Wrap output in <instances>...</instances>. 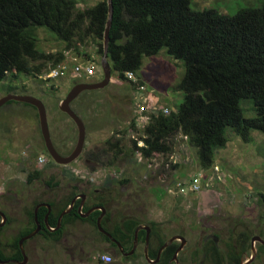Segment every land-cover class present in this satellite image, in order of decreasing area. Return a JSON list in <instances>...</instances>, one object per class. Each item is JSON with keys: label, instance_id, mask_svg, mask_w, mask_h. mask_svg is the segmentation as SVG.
I'll use <instances>...</instances> for the list:
<instances>
[{"label": "rangeland", "instance_id": "374dc122", "mask_svg": "<svg viewBox=\"0 0 264 264\" xmlns=\"http://www.w3.org/2000/svg\"><path fill=\"white\" fill-rule=\"evenodd\" d=\"M78 1L81 2L79 8L84 10L99 0H86L87 4L83 0ZM262 2L263 0H194L192 8L214 9L232 16L240 10L259 7ZM36 32L39 49L45 53H57L64 49L65 44L45 29ZM80 51L81 54L75 51L65 52L64 64L68 66V73L63 77L50 79L49 75L43 73L41 77L22 75L15 79L9 75L4 81H0V100L8 94L29 95L45 104L51 138L62 156H68L76 147L78 129L59 110L58 104L65 99L76 82L95 83L103 79V56L97 52V43L89 41L86 46L80 47ZM157 57L155 64L152 58L143 60L141 74L146 87L145 105L148 109L157 105L176 111L184 100L178 89L184 76V64L170 58L165 50ZM149 63L153 65L148 66L147 70ZM170 63L173 65L171 68ZM75 66L95 67L96 75L89 79L75 75ZM160 67L163 70L160 72L161 77L155 76L154 71L150 70ZM9 88L14 91L9 93ZM135 98L136 90L133 85L120 80L114 73L106 88L83 93L73 105L86 125V145L82 156L68 166L49 160L37 109L15 101L0 108V147L4 150L1 161H8H0V176L5 177L0 180V189L8 183L9 186L12 185V192L16 193L10 194L7 201L0 200V211L9 221L2 229L3 248L7 244L12 245L21 230L32 228L30 213L36 202L47 203L57 195L59 199L64 198L72 192L74 186L84 193L100 191L105 179L112 176L119 181H128L126 186L116 191L115 210L145 214L148 220L163 225L167 237H184L191 246L190 250L197 243L202 244L208 235L218 238L222 249L226 248V244L235 246L238 234L244 230L248 231L251 238L261 236L264 207L259 206L258 198L264 193V134L253 132V142L245 143L229 130V142L226 148L217 151L213 166L219 167L222 181L215 183L209 191L198 194L187 193L182 196L174 193L176 183L186 181L188 177L202 171L198 165L196 150L188 145L184 137L175 139L174 152L170 155H155L152 159L144 160L139 154H135L133 158L120 159L114 167L97 164L96 158L101 154L106 141L113 137H124L125 142L129 143V140L138 138L132 132L122 135L130 123L135 120L139 130L148 123V118L139 111ZM243 108L246 117L255 115L249 103L244 102ZM24 154L30 155V162L33 164L26 163ZM42 156L48 165L41 168L44 170L41 180L31 185L26 184L28 174L36 165V159ZM109 160L110 158L105 157L103 162L108 163ZM48 181H51V186L47 184ZM126 206L129 209L125 210ZM250 243L244 256L245 261L252 257V241ZM259 246L256 242L257 253L251 264H264V252H259ZM24 247L29 258L27 264H93L95 257L103 254L112 256L111 264H147L142 256L143 244H139L138 255L134 259H117L112 251H105L108 250V245L100 239L94 228L80 222L68 227L60 241L45 240L37 236ZM4 253L8 255L9 251ZM194 258L192 264H199L202 254H197ZM179 259L180 263H187L186 256L181 255Z\"/></svg>", "mask_w": 264, "mask_h": 264}, {"label": "trees", "instance_id": "16d2710c", "mask_svg": "<svg viewBox=\"0 0 264 264\" xmlns=\"http://www.w3.org/2000/svg\"><path fill=\"white\" fill-rule=\"evenodd\" d=\"M193 1L113 0L107 55L112 73L137 90L145 86L141 74L144 58L155 57L165 50L170 58L184 64V76L178 88L184 100L176 111L162 107L156 113L144 112L148 123L142 130L133 120L122 135L132 132L138 138L129 143L124 137L109 139L96 158L97 164L114 167L120 159L133 158L135 154L144 160L155 155H170L174 152L175 139L180 136L196 150L200 169L209 170L215 164L217 151L226 148L229 130L245 143L253 142V132L264 134V0L261 6L240 10L232 16L214 9L195 10ZM83 2L87 4L86 0ZM80 3L78 0H0V81L9 75L15 79L22 75H48L65 63V52L81 54L80 47L89 41L97 43V52L103 56L108 0H99L84 10L79 8ZM39 29L53 34L65 44L64 49L52 54L39 49L36 32ZM128 73L134 75V81L127 78ZM77 84L79 82L74 86ZM13 91L9 88V93ZM82 96L72 103V109L79 117L81 115L73 104ZM244 102L255 112L253 117L245 116ZM165 109L169 112L165 113ZM105 157L110 158L108 163L103 162ZM32 182L31 176L29 183ZM127 183V180L119 181L112 176L105 179L100 191L84 193L74 186L61 202L55 198L47 202L56 211L49 218L50 226L57 228L58 219L73 196L85 194L92 204L86 205L83 212L93 205L104 208L102 228L121 244L124 251L133 249L140 226L150 228L148 256L155 261L171 237L164 233L161 223L148 220L143 213H130L127 206L128 213L115 210L116 191ZM47 184L51 186L52 183L48 181ZM41 203L43 201L36 202L35 208ZM258 204L264 207V193L259 195ZM35 208L29 215L32 224H35ZM46 214V208H41L37 214L44 229L40 236L45 240L60 241L68 227L80 222L94 228L108 245L106 252L110 250L119 255L118 246L98 230L100 211L84 219L76 207L54 232L44 227ZM260 235L264 238V228ZM146 239L147 231L140 230L138 244L145 247ZM251 239L247 230L240 232L237 245L228 246L224 253L212 240L205 247L204 255L210 264H241ZM175 249V244L166 248L158 264H169ZM259 252H264V246H260ZM142 256L145 258L144 253ZM93 264L104 263L95 260Z\"/></svg>", "mask_w": 264, "mask_h": 264}, {"label": "water", "instance_id": "95a60500", "mask_svg": "<svg viewBox=\"0 0 264 264\" xmlns=\"http://www.w3.org/2000/svg\"><path fill=\"white\" fill-rule=\"evenodd\" d=\"M108 8H109V18H108L105 34L103 35L104 36V55H103V59H102V70H103L102 81L97 82V83H80V84L75 85L69 91V93L66 95L65 99L59 103V110L62 113L66 114L75 123V125L77 126V129H78V141H77L75 149L73 150V152L70 155L64 157V156H61L56 151L54 144H53V141H52V138H51L47 109H46L45 104L41 100H39L33 96H29V95H17V94H8L6 97H4L0 100V108L3 107L4 105L8 104L9 102L15 101V102H20V103L31 105L37 109L38 115H39V120H40L41 132H42L45 144H46V148H47L50 156L54 160V162L58 165L68 166V165L72 164L73 162L77 161L79 159V157L82 155V153L85 149V145H86V136H87L86 125H85L84 121L81 119V117H79L77 115V113L72 109V106H71L72 103L75 100H77L81 96V94H83L84 92L104 89L111 82V78H112L113 73H112L111 66L108 62L107 55H108V46H109V40H110L108 35H110V29L112 26V19H113V12H114L113 0H108ZM40 207H48L50 209V207L48 205L41 204L35 210V216L37 214V210ZM72 208H73V204L68 208V210H66L61 215L60 222H61L63 216H65L66 214L71 212ZM100 210H101L102 214H101L99 221H98L99 232L102 233L103 235H105L107 238H109L113 243H115L118 246V248L121 251H123L121 244L118 243L115 239H113L112 236L102 228L101 220L105 216L106 210L104 208H101ZM3 217H5V216L3 215ZM36 223L38 225V228L36 229V231L34 233H32L30 236L23 239V241H21V243H20L21 247L23 244L22 242H24V240H28V239L32 238L33 236H35L36 234H38L40 228H39V223L37 222V220H36ZM142 229H145L147 231V239H146V245H145V257H146L147 261H149L151 263L152 261L149 259V256H148V247H149L150 232H151L150 228L145 227V226H140L137 229L136 234H135L134 248L132 251L134 252V250L138 246V232ZM175 241H181L182 247L185 244V239L183 237L174 236V237L170 238L164 244V246L162 247V249L160 251V254L164 249L168 248ZM256 242H260L262 245H264V240L262 238H260L258 236L254 237L252 239V257L242 264H251L253 262L254 257L257 253V250L255 248ZM178 253L175 255L174 261L177 264H180L179 259H178ZM26 263H27V257H25V260L23 263H18V264H26Z\"/></svg>", "mask_w": 264, "mask_h": 264}, {"label": "flooded vegetation", "instance_id": "af4514ba", "mask_svg": "<svg viewBox=\"0 0 264 264\" xmlns=\"http://www.w3.org/2000/svg\"><path fill=\"white\" fill-rule=\"evenodd\" d=\"M85 79H89V78H86V77H84ZM102 81V80H101ZM100 82V81H99ZM95 83H97V82H95ZM80 84V83H79ZM72 106V105H71ZM9 141H10V139L9 140H7L6 142L7 143H9ZM53 141V140H52ZM45 142V141H44ZM54 144V143H53ZM55 147V146H54ZM56 149V148H55ZM75 149V148H74ZM45 151H46V154L48 155V158H49V160H53L52 159V157L50 156V154H49V152H48V150H47V148H46V144H45ZM57 151V150H56ZM58 152V151H57ZM73 152V151H72ZM71 152V153H72ZM3 153H4V150H3V148L2 147H0V161L3 159ZM59 153V152H58ZM71 153H69V155L71 154ZM60 154V153H59ZM83 154V153H82ZM61 156H62V154H60ZM24 156H26V157H24V160H26V163H29V164H33L32 162H30V160H31V157H30V155H27V154H24ZM82 156V155H81ZM80 156V157H81ZM43 157V156H42ZM64 157H66V156H64ZM79 157V158H80ZM41 157H38L37 159H36V165L34 166V168H33V171L32 172H30L29 174H28V176H27V180H26V184H29V185H31V184H33L35 181H39V180H41V178H42V175H43V172H44V170L43 169H41V168H43V167H45V166H47L48 165V163H47V161H46V159L44 158V164H40V162H39V159H40ZM54 161V160H53ZM1 162H6V163H8V161H6V159L5 160H3V161H1ZM31 176L33 177V182L32 183H29V179L31 178ZM5 177L4 176H0V180H3ZM20 188V187H19ZM79 188V187H78ZM68 190H70V189H68ZM10 194H16V193H13L12 192V185H8V183L7 184H5V186H4V188H2V189H0V200H2V199H4L5 201H7V199H8V197L10 196ZM67 197V196H66ZM65 198V197H64ZM64 198H61V199H59V196L57 195L56 196V200L58 201V202H61V200H63ZM41 204H46V205H48L49 207H50V209L48 208V207H40L38 210H37V214H38V211L41 209V208H46L47 209V214L45 215V219H44V227H46L49 231H51V232H54V231H56V230H58V229H60L61 228V223H62V220H63V218L67 215H65V216H63V218H62V220H61V222H60V218H61V215L66 211V210H68V208L73 204V208H72V210L73 209H75L76 207H77V210H78V213L79 214H81V216H82V218H84V219H87V218H89V217H91L95 212H97V211H100L101 212V207H99V206H95V205H93L90 209H88L87 211H85V213L83 212V210H85V208H86V205H89V204H92V203H90V198L87 196V195H85V194H76L75 196H73V198H72V201H71V203H70V205L67 207V209H65V211H63V213L60 215V217H59V219H58V225H57V228H52L51 226H50V223H49V218H50V216H51V214L52 213H56V211H54L55 210V208L53 209V207L49 204V203H41ZM41 204H39V205H41ZM39 205H37V207L39 206ZM37 207L35 208V210L37 209ZM95 209V210H94ZM71 210V211H72ZM0 264H18V263H23L24 262V260H25V257H27V263L29 262V258H28V256H27V254H26V250H25V244L28 242V241H30L31 239H34L35 237H37V236H40V233L41 232H43L44 231V229H43V224H41L40 222H39V220H38V218H37V214H36V216H34V221H35V224H32L33 226H32V230L30 231V229H26V230H21L19 233H20V235L18 236V237H16L15 238V241H14V243L12 244V245H6V248L4 249L3 248V246H2V229H3V227H5V226H7L8 224H9V221H8V218H7V216L3 213V212H1L0 211ZM69 214V213H68ZM101 214H102V212H101ZM101 214L97 217V227H98V221H99V218H100V216H101ZM3 215L5 216V217H3ZM5 218V219H4ZM103 219V218H102ZM36 220H37V222L39 223V232H38V234H36L35 236H33L32 238H30V239H28V240H24V242H22L23 244H22V247H21V241H23V239H25L26 237H28V236H30L32 233H34L35 231H36V229L38 228V225H37V223H36ZM101 222H102V220H101ZM178 236H180V235H178ZM174 237V236H173ZM180 237H182V236H180ZM254 237H256V236H254ZM254 237H252V239L254 238ZM258 237H260V238H262L263 240H264V238L263 237H261V236H258ZM172 238V237H171ZM184 238V237H183ZM185 239V238H184ZM252 239H251V241H252ZM214 241V246H216L217 247V249L221 252V253H224V251H225V249H227L228 248V246H231V244H226L225 246H226V248L225 249H222L221 248V245H220V243H218L219 241V239L218 238H216V237H214L213 235H208L204 240H203V242H202V244H199V243H197L195 246H194V248H193V250H190L191 249V246H190V244L188 243V241L185 239V244H184V246L182 247V242L180 241H175L173 244H175L176 245V249H175V252H174V255H173V258L171 259V261H170V263L169 264H177L175 261H174V257H175V255L178 253V259H179V257L182 255V256H186V260H187V263H186V261H182V263H180V261H179V263L180 264H192V260H194L195 258V256L198 254V255H200V254H202V259H201V262L199 263V264H210L209 262H207V259H206V256L204 255V252H205V247L207 246V245H209V242L210 241ZM135 242V241H134ZM259 244H260V246L262 245L260 242H258ZM172 244V245H173ZM251 244V243H250ZM237 245V242H235V246ZM138 246H139V244H138ZM138 246H137V248L134 250V252L132 251L133 249H131V250H129V251H121L120 250V253H119V255L115 252V255L117 256V259L119 258V259H121V260H125V261H128V260H130V259H134L137 255H138ZM171 246V245H170ZM260 246H259V251H260ZM262 246H264V245H262ZM182 247V248H181ZM234 247V246H233ZM133 248H134V246H133ZM162 249V248H161ZM161 249H160V251H161ZM181 249V250H180ZM165 250V249H164ZM163 250V251H164ZM5 251H9V254L8 255H5ZM160 251H159V254H158V258L155 260V261H153V260H151L152 262L150 263L149 261H147V259H146V257H145V259H146V261H147V264H158L159 263V260H160V257H161V254H162V252H161V254H160ZM227 251V250H226ZM143 253H144V255H145V247H144V251H143ZM188 253V254H187ZM246 255V253L243 255V257H242V261H241V264L242 263H244L245 262V260H244V256ZM180 260V259H179ZM26 263V264H27Z\"/></svg>", "mask_w": 264, "mask_h": 264}, {"label": "built area", "instance_id": "2783aa9c", "mask_svg": "<svg viewBox=\"0 0 264 264\" xmlns=\"http://www.w3.org/2000/svg\"><path fill=\"white\" fill-rule=\"evenodd\" d=\"M75 75L86 77V78H92L96 75L95 67L92 66H75L74 67ZM68 73V66L67 64H62L57 69L52 70L48 75V77L51 78H59L67 75ZM127 78L129 80H135V77L133 74L128 73ZM145 86H140L136 90V98L135 102L137 105H139L138 109L143 114L144 112L148 113H156L160 107L157 105H152L149 109L145 105L146 94L145 93ZM144 102V103H143ZM165 113H168L169 111L167 109L164 110ZM139 146L142 147L143 143L140 142ZM40 164H44V158L41 157L39 159ZM210 172H206L208 170H202L200 172H197L196 174L188 177L186 181L178 182L174 185L176 191L175 194L179 195H186L187 193H202L204 191H209L211 188H213L215 183H219L222 180V175L219 173V167H212ZM212 173V175H210ZM96 261H101L104 264H111L113 262V258L111 255L103 254L99 257H95Z\"/></svg>", "mask_w": 264, "mask_h": 264}, {"label": "crops", "instance_id": "0c3cea01", "mask_svg": "<svg viewBox=\"0 0 264 264\" xmlns=\"http://www.w3.org/2000/svg\"><path fill=\"white\" fill-rule=\"evenodd\" d=\"M157 58H158L157 56L152 57V59H153V64H155V61H157ZM153 64H152V65H153ZM152 65H151V63L147 64L146 69L148 70L149 67L152 66ZM148 66H149V67H148ZM172 66H173V65L170 63V68H171ZM155 68H156V66H155ZM155 68H150V70L154 71V75H155V76L161 77L162 74H161L160 72H162L163 70H162V71L160 70L161 67L158 68L157 70H154ZM170 68H169V69L167 68V69L170 71ZM146 79H147V78H146Z\"/></svg>", "mask_w": 264, "mask_h": 264}]
</instances>
